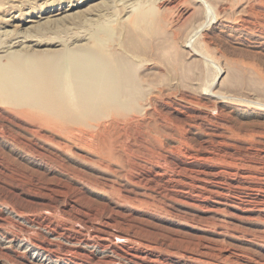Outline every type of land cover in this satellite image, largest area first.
<instances>
[{"label": "rangeland", "instance_id": "obj_1", "mask_svg": "<svg viewBox=\"0 0 264 264\" xmlns=\"http://www.w3.org/2000/svg\"><path fill=\"white\" fill-rule=\"evenodd\" d=\"M137 5L148 36L117 29ZM96 19L142 92L79 122L0 102V264H264V213L241 205L264 191V0H0V43L61 51Z\"/></svg>", "mask_w": 264, "mask_h": 264}, {"label": "bare ground", "instance_id": "obj_2", "mask_svg": "<svg viewBox=\"0 0 264 264\" xmlns=\"http://www.w3.org/2000/svg\"><path fill=\"white\" fill-rule=\"evenodd\" d=\"M151 8L153 9V6ZM152 11L137 5L132 9L126 23L118 24L116 28L129 30L140 37L148 36L152 30ZM89 25L85 43L64 44L61 51L49 50L20 55L8 52L10 46L5 48L0 43V48H5L2 51L4 55L0 56V102L13 107L51 111L56 117L70 122L98 119L107 114L132 110L142 88L133 72L131 60L123 58L109 47L113 41L115 27L108 19H96ZM19 58H25L27 63L24 66L18 65L16 61ZM50 75L53 76V95L50 93L48 96H53L54 101H65L64 107H60L58 103L48 107L42 101L44 97H41L40 93L45 89L46 77ZM31 79H34L35 83L25 87L24 83ZM189 184H182V188H187ZM189 187H192V192H196L195 197L200 201L212 195L203 178L198 177L197 182L193 180ZM260 192L253 194L256 197L254 200H241L242 212L264 213V191ZM115 247V244L109 246L113 252Z\"/></svg>", "mask_w": 264, "mask_h": 264}]
</instances>
